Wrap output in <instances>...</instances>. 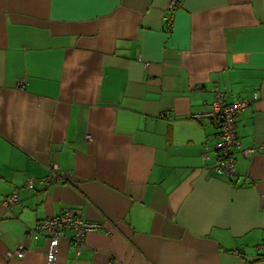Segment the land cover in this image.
<instances>
[{
  "label": "crops",
  "instance_id": "crops-1",
  "mask_svg": "<svg viewBox=\"0 0 264 264\" xmlns=\"http://www.w3.org/2000/svg\"><path fill=\"white\" fill-rule=\"evenodd\" d=\"M168 1L0 0V264H47L28 230L66 209L101 229L53 264H264V0ZM215 87L258 94L230 178Z\"/></svg>",
  "mask_w": 264,
  "mask_h": 264
},
{
  "label": "built area",
  "instance_id": "built-area-1",
  "mask_svg": "<svg viewBox=\"0 0 264 264\" xmlns=\"http://www.w3.org/2000/svg\"><path fill=\"white\" fill-rule=\"evenodd\" d=\"M179 4L178 0H169L167 9L174 10ZM168 24L171 23V17H165ZM258 94L253 92L250 97L236 99L231 103H226L224 98V91L219 88H214V98L212 101V108L206 112L193 114L194 118H205L218 128L217 141L214 148L217 151V160L212 171L214 174L233 177L235 174L234 152L240 148V142L237 136L235 118L244 109L251 106L257 99ZM264 149V145L261 146ZM254 150H245L246 153ZM207 158L206 155H204ZM57 170L51 168V179L58 177ZM54 178V179H56ZM46 178L40 180V183H47L51 180ZM27 188L33 187L32 178H27L25 181ZM16 195H8L2 199V205L8 209L11 205L17 202ZM101 229L99 223L90 222L84 218L78 217L69 210H62L60 213L51 217L45 218L37 222L32 228H29L27 237L30 240L38 237H46L48 239L46 260L47 264H53L56 257V250L62 237L63 232L67 233V238L72 242L77 252L84 246V239L87 233L98 231ZM27 247L24 244H17L13 249L6 252L7 257L21 258L26 252ZM256 250L264 257V237L256 245Z\"/></svg>",
  "mask_w": 264,
  "mask_h": 264
}]
</instances>
